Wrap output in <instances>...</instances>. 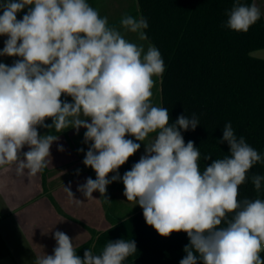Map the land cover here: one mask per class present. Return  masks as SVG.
<instances>
[{"label": "clouds", "instance_id": "1", "mask_svg": "<svg viewBox=\"0 0 264 264\" xmlns=\"http://www.w3.org/2000/svg\"><path fill=\"white\" fill-rule=\"evenodd\" d=\"M26 6L32 7L18 20ZM0 8V36H7L0 56L20 58L11 66L0 63V167L36 176L51 163V146L59 140L51 130L84 128L89 147L82 162L96 174L78 186L84 197L95 199L98 191L110 201L107 186L122 181L127 201L142 208L160 236L187 234L179 264H264V199H238L247 173L264 157L229 122L219 139L229 155H205L211 163L200 170L199 148L185 143L181 132L197 128V115L169 123L168 109L152 103L153 77L165 72L160 51L126 38L134 33L147 41L144 17L126 13L118 26L110 25L87 0H3ZM226 16L223 27L246 33L261 9L235 0ZM40 127L48 132L40 135ZM136 141L145 152L121 177L119 168L141 148ZM251 182L259 193L264 175L253 174ZM64 191L74 196L70 184ZM54 239L53 254L36 256L32 264H123L137 252L133 239L109 240L100 254L89 248L81 259L67 234L55 231Z\"/></svg>", "mask_w": 264, "mask_h": 264}, {"label": "trees", "instance_id": "2", "mask_svg": "<svg viewBox=\"0 0 264 264\" xmlns=\"http://www.w3.org/2000/svg\"><path fill=\"white\" fill-rule=\"evenodd\" d=\"M137 1L140 16L148 21L147 40L164 60L161 107L168 109L169 123L182 114L190 117L193 113L200 121L194 131L181 130L185 143L191 140L199 148L200 170L211 163L205 155L211 154L212 159L229 155L228 144L219 143L229 122L235 134L244 136L264 157V59L251 54L264 48L262 14L244 33L222 26L235 0ZM253 174L264 175V163L249 170L246 182L238 188V199H264V183L257 193L251 182ZM118 239H133L137 246V252L123 264H179L189 243L184 232L160 236L146 224L142 208L95 233L91 243L100 254L109 240ZM91 243L77 248V254Z\"/></svg>", "mask_w": 264, "mask_h": 264}, {"label": "crops", "instance_id": "3", "mask_svg": "<svg viewBox=\"0 0 264 264\" xmlns=\"http://www.w3.org/2000/svg\"><path fill=\"white\" fill-rule=\"evenodd\" d=\"M135 1L137 0H87L102 17H108L110 25L120 20L115 18L120 11L131 15L128 6ZM2 2L3 0H0V3ZM253 2L261 9L264 17V0ZM28 7L32 6H26L23 11L17 13L18 20L22 19ZM2 14L3 9L0 8V15ZM6 39L7 36H0V50L3 49ZM17 59L20 58L0 56V63L11 66ZM61 99L72 102L69 96L62 95ZM45 122L52 123L51 119ZM51 131L59 135V140L51 146V163L42 172L36 176H28L25 170L24 175H17L14 166L0 167V260L18 259L29 262L45 253L52 255L56 246L55 231L67 234L77 249L91 243L95 233L112 226L110 209L113 208L110 206H117L114 200L119 196L120 190H124L122 181H115L107 186L105 197L110 201L98 191L93 192L95 199L84 197L77 190L78 186L84 184L88 177L96 178L95 172L82 162L89 147L83 142L86 129L81 128L79 133L72 128L60 134L55 133L54 129ZM38 132L44 135L48 129L40 127ZM126 138L134 139L131 136ZM60 145L64 151H58ZM81 148L84 149L83 152L78 151ZM28 150V146H25L22 152ZM129 159L131 160V157ZM130 160L119 168L121 177L130 170ZM114 174L110 173L109 178ZM69 184L73 197L64 191V186Z\"/></svg>", "mask_w": 264, "mask_h": 264}, {"label": "rangeland", "instance_id": "4", "mask_svg": "<svg viewBox=\"0 0 264 264\" xmlns=\"http://www.w3.org/2000/svg\"><path fill=\"white\" fill-rule=\"evenodd\" d=\"M127 7V6H126ZM128 8L130 9L129 12H131V15L134 17H140V13L139 12V5L137 3V1H135V3L133 2L132 5L128 6ZM135 8H138V10L134 11ZM128 9V10H129ZM119 15H116L115 18L121 19V17L124 15V13H122L121 11L119 12ZM109 24H111L109 22ZM112 24H116L118 26L119 24V20L118 22H113ZM121 31H123L121 29ZM126 38L130 41V42H135V43H143L145 46V51L147 50V46L149 44V41H139L136 37V34L134 33H127L126 34ZM252 55L259 57V58H263L264 59V48L263 49H257L255 51H253L251 53ZM154 81H155V86L153 87L152 91H153V97H152V103L154 105L157 106H161V94H160V78L157 77H153ZM155 134H150L149 139H151L152 136H154ZM134 140V139H133ZM137 143H141L139 141H136ZM148 141H145V143H147ZM145 152V146L143 143H141V148L131 157V160L129 161L130 163V169L133 166L134 163H136L141 155H143ZM124 190H120L119 192V196L114 200V204L117 206L113 207V204L110 206V208L112 207L113 209L111 210L110 213V219H111V224L113 225L114 223H117L119 221H121L122 219H124L125 217L133 214L134 212H136L137 210L141 209V207L137 204L135 205L134 202H129L127 201V198L124 196ZM108 207V206H107ZM3 228V225H2ZM94 237V236H93ZM91 249L95 254H98L97 249H94V243H91L85 250ZM6 252V251H4ZM78 256L81 257V259H83V255L84 252H79V254H77ZM8 257V256H7ZM33 261H29V262H24L21 260H15V261H10V260H0V264H32Z\"/></svg>", "mask_w": 264, "mask_h": 264}]
</instances>
